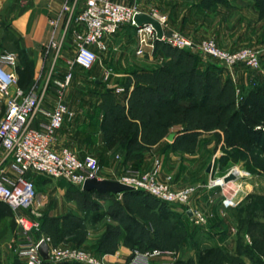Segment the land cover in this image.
<instances>
[{"label": "crops", "instance_id": "obj_1", "mask_svg": "<svg viewBox=\"0 0 264 264\" xmlns=\"http://www.w3.org/2000/svg\"><path fill=\"white\" fill-rule=\"evenodd\" d=\"M6 1L8 0H2L1 6ZM65 1L13 0L17 9L15 14L9 18L10 28L20 38L21 47L25 50L34 70L27 90L34 86L38 89L43 88L44 78L40 77L42 69L45 72L51 68L68 70L70 62L74 59L76 39L72 32L73 24L67 26V14L62 12ZM125 2L135 4L138 6L139 11L143 13L149 14L151 12L150 7L148 8L149 5H143L141 0H126ZM159 2L161 4L158 9L153 11L166 15L167 30L181 32L193 37L195 40L212 37L219 46L230 50L242 46L254 47L259 50L261 63H264V15L259 14L253 0H159ZM106 43L108 44L107 52L102 55V58L92 69H86L90 73H95L94 79L98 83V111H94L92 105L79 106L68 99L67 102L71 108L83 109L84 112L73 120H67L57 130L53 143L54 148L60 150L62 147H68L82 157L90 153V150L94 147L91 146L92 143L97 142L98 147L94 155L98 157V162L102 168V178L104 179H115L116 175L128 168L147 170L154 164L155 159L159 161L160 175H170L172 184L175 187L197 184L199 181L207 179L210 175L207 167L211 161L213 162L219 156L218 150L221 149L223 144L221 130L186 129L181 124H174L158 141L137 150L136 153L140 157L127 156L122 146L106 142L100 129V123L105 117L102 105L103 89L105 88L108 91L113 89L114 96L118 100L125 96L127 102V98L133 89V82H130L125 93L124 86L127 78H132L134 71L155 69L168 59V57L156 51L155 48L146 50L143 55L135 54V31L132 26L127 24L121 25L114 35L106 39ZM186 50H190L198 56L200 60L198 63L199 69L204 70L209 62L216 63L220 67L221 78L225 79L224 75L227 71L217 60L211 57H201L192 49ZM13 55L15 64L4 63V66L9 70L16 71V66L22 65V61L16 54ZM104 65H110L115 71V75L108 85L102 83L100 79L101 69ZM233 72L236 77L234 81L238 82L240 87L255 85L263 75L261 73L263 72L262 68L259 71H251L242 64L234 66ZM16 74L18 76L17 71ZM114 87H121L122 90L117 92ZM56 101L55 87L51 85L45 92L42 106L50 108ZM71 101L73 103H70ZM92 101H95V99H92ZM0 103L4 105L1 96ZM1 116L2 113H0V118ZM96 117L98 118V127L93 131V126L96 125L93 118ZM45 121L46 117L42 113H38L34 116L32 124L40 126ZM217 132L220 134V142L218 143H216L215 137ZM222 154L225 153L222 152L220 155ZM17 176L18 174L12 168V159L6 155L5 151L0 150V177L14 180ZM45 176L40 173L32 174L37 187L49 184L50 181H45L47 178ZM58 180L66 181L65 179ZM80 188L83 189V187ZM215 191L217 190L210 191L202 186L195 197L207 199L210 194L216 193ZM60 194L67 201L65 209H61L59 205L55 204V207L51 208L49 213L47 212L50 216L59 217L65 214L64 212H70L78 217L85 218L83 213L86 212L75 196H69L66 190L61 191ZM93 196L98 197V203L103 208H105L106 202L110 198L97 194H93ZM120 196L122 197V195ZM120 196L116 195L115 198L119 199ZM42 202V199L35 196L32 208L22 210V212L27 214L30 219H34L33 221H37L42 211ZM13 218H15L14 214ZM4 222L6 223L0 229L1 262L3 263L9 256H14L15 264V260L18 258L16 233L19 227L16 223L15 228H12L11 217H3L0 223ZM36 231L33 230V233H37ZM81 246L96 250L97 241L84 242ZM115 252L117 254L105 253L99 255L119 264L127 259L130 249L126 245L120 244Z\"/></svg>", "mask_w": 264, "mask_h": 264}, {"label": "built area", "instance_id": "obj_2", "mask_svg": "<svg viewBox=\"0 0 264 264\" xmlns=\"http://www.w3.org/2000/svg\"><path fill=\"white\" fill-rule=\"evenodd\" d=\"M63 13L67 14V26L73 24V35L76 39V53L69 69L64 75L48 76L42 89L36 86L23 89L18 85V76L15 70H9L4 63L15 64L13 54L0 56V96L4 100V111L0 118V150L12 159V168L18 174L14 180L0 177V200L6 202L12 209L17 225L20 229L17 236V256L20 264H60L76 262L80 264H114L102 255H98L88 248L69 244L53 243L51 237L42 236L34 239L33 229L37 230L38 223L24 214L22 210L32 208L35 196V182L30 173H41L55 179L66 181L83 187L88 179H103L102 168L98 157L87 153L79 156L68 147L56 150L53 143L56 132L67 120H73L83 114V109H73L65 100L66 90L73 78V67L92 69L107 52L106 39L114 35L123 24L134 28L136 45L135 54L143 55L146 50H153L156 41L179 49H192L201 57H211L217 60L223 68L233 76V67L242 64L251 71L261 69V57L258 49L243 46L237 49H226L217 44L212 37H203L195 40L189 35L174 30H167L166 15L156 11L149 13L156 19L163 30L162 36L157 37L154 27L149 23L137 25L134 15L138 7L115 0H66ZM53 70L40 72V77ZM115 75L110 65L101 69V81L108 85ZM53 85L57 96L56 103L46 108L42 106L46 90ZM119 92L121 87H114ZM238 94L239 90L236 89ZM38 113L46 117L40 126L32 124ZM255 129L264 130V126L256 125ZM212 169V168H211ZM233 174L234 178L224 181L223 177ZM250 173L242 170L238 165L230 167L226 173L212 178L207 184H188L175 187L170 175H160L159 161L147 170H125L116 175L120 181L133 189L146 192L166 203L187 204L193 195L203 187L219 186L222 188V203L233 205L237 202L236 194L240 190L234 185L237 179L249 176ZM225 187L233 190L224 192ZM230 191V190H229ZM119 196L121 193H118ZM190 211L188 217L195 224H202L206 220L205 214L199 209L186 207ZM34 212V211H33ZM45 240L50 248V260L45 261L38 246ZM116 253V252H114ZM117 254V253H116ZM177 251L163 248H147L131 250L127 259L121 264H174L177 260ZM264 261V257H263Z\"/></svg>", "mask_w": 264, "mask_h": 264}, {"label": "trees", "instance_id": "obj_3", "mask_svg": "<svg viewBox=\"0 0 264 264\" xmlns=\"http://www.w3.org/2000/svg\"><path fill=\"white\" fill-rule=\"evenodd\" d=\"M253 2L259 14L264 15V0H253ZM155 49L168 59L155 69L134 71L133 77L127 78L125 93L127 86L133 82V89L127 102L125 96L118 100L114 96L113 89L109 91L103 89L102 105L105 117L100 123V129L106 142L122 146L127 156L140 157L136 153L137 150L158 141L170 126L181 124L186 129L204 128L222 131L221 147L225 153L220 161L222 166L230 157L245 159L246 147L264 153V131L255 129V125L264 122V79L250 86L242 102L236 107L232 81L229 77L221 78L220 67L216 63L209 62L206 68L201 70L198 68L200 61L198 56L190 50L171 47L161 41H156ZM22 51L23 55L20 57L22 65H17L16 71L19 86L27 89L34 70L25 50ZM215 137L218 142L220 134L216 133ZM231 149L233 151H230ZM246 167L253 170L249 165ZM76 188L78 190L76 189L75 193L80 197L79 202L91 221L99 222L104 216L116 221L115 225L110 223L106 225L105 231L97 241L95 253L98 255L114 253L120 244L140 250L166 248L162 246L165 240L163 233L166 231L162 230L160 223L151 220L149 212L155 209L151 207L150 201L141 199L140 207L134 208V198L139 196L140 190L124 191L122 200H119L113 193L88 191L77 186ZM93 194L110 197L105 208L92 199ZM69 196L77 197L70 192ZM253 196L248 197L253 198ZM242 211L244 209L240 210V213ZM153 214L158 222L166 221L169 211L162 207L156 209ZM3 217H11L14 229L13 211L6 202L0 200V220ZM139 217L141 220L138 219ZM241 218L238 216L239 230L244 229L245 232L253 235L251 225L257 229L260 223L253 221V214L250 213L249 216L244 217L246 221ZM151 223L154 228L151 227ZM41 232L51 234L55 239H53L54 243H58L57 238L69 237L71 239L69 242L76 246L82 244L87 234L84 220L70 212L59 217L45 213L41 220ZM263 250L264 232L259 237L252 236L250 244L244 243L239 233L232 252L217 245L206 247L198 250L196 255L177 259L174 264H246L244 257L252 264H263L260 259ZM0 264H2L1 258Z\"/></svg>", "mask_w": 264, "mask_h": 264}, {"label": "rangeland", "instance_id": "obj_4", "mask_svg": "<svg viewBox=\"0 0 264 264\" xmlns=\"http://www.w3.org/2000/svg\"><path fill=\"white\" fill-rule=\"evenodd\" d=\"M115 1H121L123 3H126L125 2L126 0L125 1L115 0ZM141 1L143 5H149L148 8L150 7L149 8L150 11L158 9V6L161 4L159 0H141ZM1 3L2 0H0L1 53L2 54L13 53L16 54L18 57H21V55H23V51H22L23 48L21 47V41L20 38L17 35H15V33L11 30L10 19H9L15 14L17 7L14 5L13 0L6 1L3 6H1ZM128 5H133V4H128ZM261 68L263 70V72H261L263 74V75L261 74L262 75L261 80H263L264 79L263 62L261 63ZM72 69L74 76L69 84L68 89L66 90L65 100L67 101L68 99L69 100L71 99L75 104L79 106L92 105L94 107V111H98V101H97L98 84L94 79L95 73H90L88 70L76 66H74ZM66 71L67 70H53L51 75H48L47 72L46 75H44L43 81H45V79H47L48 76L50 77L53 76V74L62 77ZM225 74L226 75H224V77L225 78L229 77L232 81L235 106L237 107L242 102L244 95L246 94L247 90L250 87L249 85H244L240 87V84L234 81L236 78L234 72H233V76H231L228 72ZM236 89L239 90L238 94L236 92ZM92 99H95V101H92ZM72 101L70 103H73ZM3 111H4V105L0 103V113H3ZM93 119H95L96 121L95 122L96 125L94 124L93 126L94 129L93 131H95V128L98 127V118L96 117ZM258 125L264 126V122ZM219 130L220 129H218L217 131ZM218 142H220V139ZM218 142L216 141V143ZM91 146L94 147L90 150V153L95 154L94 152L98 147V143L94 142L92 143ZM222 149L223 148L221 147V149L218 150L219 156L216 157V159H214L213 162L212 161L210 162L212 163V167H211L212 169L210 171V175L208 176V178L199 181L198 184H207L210 179L216 178L217 176H221L224 173H226V171L233 165H238L242 170L248 171L250 175L243 176L242 178L237 179L234 182V185H238V188H240V190L236 194L237 202L235 204L224 205L222 203V198H223L222 188L219 186H214L211 188L205 187V189H208L210 191H212L213 189L217 191H215L216 193H212L213 195L210 194L209 195L210 197H208L207 199H204L202 197L196 198L195 197V195H197L196 193L195 195L192 196L190 201L185 205H181L178 203L172 204V203L160 202L155 198H153L152 196H149L148 194L143 193L141 191L140 192L138 191L139 196H136V198H134L135 199V202H133V205L135 206L134 208L140 207V205L142 204V202H140L141 199H147L148 201H150L149 203L151 204V207H154L155 210L165 207L169 211L167 220L166 221L160 220L159 222L157 221L156 216L153 214L155 210H151V212L149 213L151 216V220L152 221L155 220L157 223H160L162 230L166 231L163 233L165 236L164 237L165 240H163L164 244H162V246H165L166 247L165 249L176 250L178 255L177 259L182 257H187L190 255H196L198 253V250H202L203 248L212 247L216 245L232 252L235 249L236 239L239 233H241L243 237V242L246 244H250L252 241V236L259 237L261 233L264 232V153H260L251 147H246L245 159H237L234 157H230L228 159V162L222 166L220 163L222 159L221 157L224 155V154L220 155L222 152L224 153ZM230 151H233V149H231ZM246 165L252 167L253 170L248 169ZM127 170H139V169L128 168ZM32 174L34 173L32 172L30 173L31 177ZM45 177H47L45 181L47 180L50 181L48 185L46 186L39 185L37 187L35 184L36 198L39 197L40 199H42L44 204L42 202L43 207L41 214L40 216H38L37 221L35 220L38 223L37 231H36L37 233H32V237L34 239H37L42 236H49L53 241L54 237L51 234L41 232V220L43 215H45V213L47 212L49 213L51 208L55 207V204L59 205V208L61 207V209H65V205L67 204V201H65V198L63 196H60L61 195L60 193L63 190L64 191L66 190L68 191V193L70 192L71 194H76L77 200H80L79 199L80 197L77 193H75L77 189L76 186H73L64 180H58L49 177L47 175ZM224 190H225L224 192L227 193L233 192V190L228 189V187H225ZM42 194H44V196H42ZM116 195H118L119 197L118 193ZM249 195H254L257 197L254 198L253 196V198H249L248 197ZM92 199L94 201H98V197L93 196ZM119 200H122V197L119 198ZM188 206L202 211L206 216L205 222L202 224H195L188 217V213L186 211V207ZM243 209L244 211L240 213V210ZM67 211H71V210H67ZM249 213L251 215L253 214V218H254L253 221H257L258 223H260L257 229L255 226L251 225V231L253 235L245 232L244 229L239 230L238 228L239 226L238 216L242 217L241 219L244 221L245 220L244 217L249 216ZM83 215L85 218L82 219L84 220V226L86 228L87 234H86V238L83 240L82 243L84 242L90 243L93 241L94 242L98 241L102 233L105 231L107 224L109 223L113 225L116 224V221L111 219L109 216H104L102 220L99 222H93L91 221L88 214L83 213ZM138 219L141 220L140 217ZM14 221L16 224L17 222L15 218ZM5 223L6 222L0 223V229ZM151 227L154 228L153 223H151ZM153 228H151V231H153ZM245 230H247L246 226H245ZM19 231L20 229L17 228V233H19ZM17 233H16V238H17ZM56 240L58 241V244L60 243L69 244L68 242L71 239L65 236L62 238H57ZM69 245H74V244L70 243ZM129 249L131 252L132 248ZM91 251L95 252V250L93 249ZM263 257H264V250L260 256V259L264 264ZM13 258L14 256H9V258L5 260L2 264H14ZM244 260L246 264H252L245 257ZM112 263L118 264L116 262H112Z\"/></svg>", "mask_w": 264, "mask_h": 264}, {"label": "water", "instance_id": "obj_5", "mask_svg": "<svg viewBox=\"0 0 264 264\" xmlns=\"http://www.w3.org/2000/svg\"><path fill=\"white\" fill-rule=\"evenodd\" d=\"M134 22L137 25H142L143 23H149L151 24L157 34V37L160 38L162 36L163 30L162 27L160 25V23L154 19L152 16H150L147 13H143V12H138L134 15ZM171 136V135H170ZM170 138V137H169ZM211 167H212V163H209L208 167H207V171H211ZM234 175L233 174H228L225 175L223 177L224 181H228L230 179H233ZM83 189L84 190H95L98 191L99 193H113V194H117V193H121L127 190H131L133 189L131 186L126 185L124 183H121L118 180L115 179H88L85 181V183L83 184ZM188 215L190 214V211H187ZM35 230V228L33 229ZM39 252L41 254V256L43 257V259L45 261H49L50 260V248L48 243L43 240L40 242L39 246H38ZM15 264H20L19 259L17 258L15 260Z\"/></svg>", "mask_w": 264, "mask_h": 264}]
</instances>
